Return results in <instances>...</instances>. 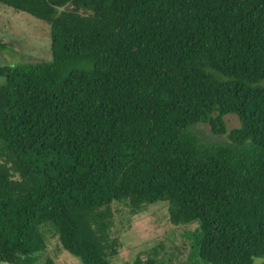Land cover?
Masks as SVG:
<instances>
[{"label":"trees","instance_id":"16d2710c","mask_svg":"<svg viewBox=\"0 0 264 264\" xmlns=\"http://www.w3.org/2000/svg\"><path fill=\"white\" fill-rule=\"evenodd\" d=\"M0 3L46 21L51 52L0 65V262L34 264L50 222L110 264L112 203L166 201L203 264H264V0Z\"/></svg>","mask_w":264,"mask_h":264},{"label":"rangeland","instance_id":"374dc122","mask_svg":"<svg viewBox=\"0 0 264 264\" xmlns=\"http://www.w3.org/2000/svg\"><path fill=\"white\" fill-rule=\"evenodd\" d=\"M0 40L6 45L0 48V65L26 60H49V24L29 13L15 11L0 3ZM3 77H0V83ZM227 129L237 127L235 114L224 116ZM191 130L206 142L223 139L212 133L208 123L194 125ZM166 201L146 205L138 213H131L126 202H113L111 236L118 239L117 254L108 256L110 264H203L192 250L193 237L187 231L194 224L175 225L168 219ZM39 229L46 241V248L37 256L34 264H83L62 248L54 226L44 222ZM49 261V262H48ZM256 260L255 264H258ZM0 264H10L0 262Z\"/></svg>","mask_w":264,"mask_h":264}]
</instances>
